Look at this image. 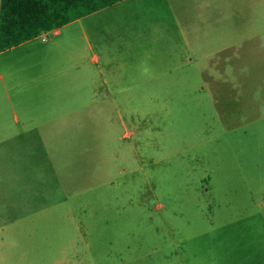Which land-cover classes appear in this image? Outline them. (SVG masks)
I'll use <instances>...</instances> for the list:
<instances>
[{
    "label": "rangeland",
    "instance_id": "1",
    "mask_svg": "<svg viewBox=\"0 0 264 264\" xmlns=\"http://www.w3.org/2000/svg\"><path fill=\"white\" fill-rule=\"evenodd\" d=\"M61 37L100 73L0 146V264H264V0H125Z\"/></svg>",
    "mask_w": 264,
    "mask_h": 264
},
{
    "label": "crops",
    "instance_id": "2",
    "mask_svg": "<svg viewBox=\"0 0 264 264\" xmlns=\"http://www.w3.org/2000/svg\"><path fill=\"white\" fill-rule=\"evenodd\" d=\"M67 27L68 25L57 29L56 34L62 39L60 42L64 46L69 45L61 37L62 31ZM44 40L46 39L41 34L19 46L0 52V146L6 140L35 138V133L53 122V116L57 113L55 111L59 109L57 104H60L54 102V98L62 90L68 91L71 87L75 91L80 84L83 87V81L88 74L93 77L96 73L99 76L100 72L95 69L98 57L91 60L94 68L85 72L81 63L82 55L66 54V49H62V46L59 51L58 43L48 44ZM88 47L92 48L91 43ZM57 55H66L63 66L58 65Z\"/></svg>",
    "mask_w": 264,
    "mask_h": 264
},
{
    "label": "trees",
    "instance_id": "3",
    "mask_svg": "<svg viewBox=\"0 0 264 264\" xmlns=\"http://www.w3.org/2000/svg\"><path fill=\"white\" fill-rule=\"evenodd\" d=\"M125 0H2L0 52Z\"/></svg>",
    "mask_w": 264,
    "mask_h": 264
},
{
    "label": "built area",
    "instance_id": "4",
    "mask_svg": "<svg viewBox=\"0 0 264 264\" xmlns=\"http://www.w3.org/2000/svg\"><path fill=\"white\" fill-rule=\"evenodd\" d=\"M55 30H57V29H55ZM55 30H53V31H50V32H47V33H44V34H43V35H44V37H45V38H47V37H48V35H49V34H51V33H52V34H57V32H55Z\"/></svg>",
    "mask_w": 264,
    "mask_h": 264
}]
</instances>
